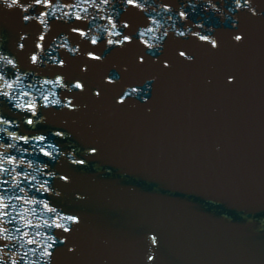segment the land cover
I'll return each mask as SVG.
<instances>
[{
  "label": "water",
  "instance_id": "1",
  "mask_svg": "<svg viewBox=\"0 0 264 264\" xmlns=\"http://www.w3.org/2000/svg\"><path fill=\"white\" fill-rule=\"evenodd\" d=\"M0 264H264V0H0Z\"/></svg>",
  "mask_w": 264,
  "mask_h": 264
},
{
  "label": "snow or ice",
  "instance_id": "2",
  "mask_svg": "<svg viewBox=\"0 0 264 264\" xmlns=\"http://www.w3.org/2000/svg\"><path fill=\"white\" fill-rule=\"evenodd\" d=\"M236 39L237 40H239V39H241V37H239V36H237L236 37ZM215 42H213V44H214ZM181 55H184L183 53H181ZM33 59H35V57H33ZM228 80H229V82L230 83H234L235 82V77L234 76H230L229 78H228ZM75 87L76 88H82L83 87V85H81V84H79V83H77L76 85H75ZM131 93H126L125 95H130ZM96 95H99V93H96ZM30 122V121H29ZM5 207H7V205H5ZM70 220H74L75 218H69ZM65 230H67V229H65ZM153 242H155V238L153 237Z\"/></svg>",
  "mask_w": 264,
  "mask_h": 264
}]
</instances>
